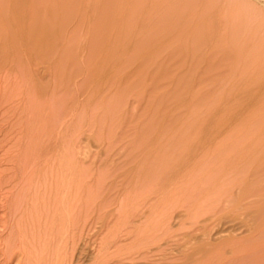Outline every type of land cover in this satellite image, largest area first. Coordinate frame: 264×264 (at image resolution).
Returning a JSON list of instances; mask_svg holds the SVG:
<instances>
[{
    "label": "rangeland",
    "instance_id": "374dc122",
    "mask_svg": "<svg viewBox=\"0 0 264 264\" xmlns=\"http://www.w3.org/2000/svg\"><path fill=\"white\" fill-rule=\"evenodd\" d=\"M14 1L56 68L27 80L0 46V264H264V0Z\"/></svg>",
    "mask_w": 264,
    "mask_h": 264
},
{
    "label": "bare ground",
    "instance_id": "6f19581e",
    "mask_svg": "<svg viewBox=\"0 0 264 264\" xmlns=\"http://www.w3.org/2000/svg\"><path fill=\"white\" fill-rule=\"evenodd\" d=\"M14 1V0H13ZM11 2L10 4H6V9H7V11H4V7L5 6H3V10L2 9H0V46H2V48L1 49H4V51L3 52H5L6 51V53H5V59H8V58H11L10 60H18V59H20L22 62H24V64L23 65H27L30 69H29V71H28V75H29V78H27V80L28 79H32V78H35V77H37L39 74L40 75H43L42 73H44L45 74V71L47 72H50L48 75H47V77L49 76V75H52V73H53V71H55V68H56V66H55V68H53L54 67V63H55V60L54 59H56V58H54V54H53V58L51 59V60H49V61H47V63L46 64H40L41 62H36L35 64H34V69L32 68V53L30 52L31 50H32V48H30V49H28L29 47H26V45H25V47H23L22 46V44H23V42H25L24 40L25 39H27V38H25L26 36H28V35H26V36H23L24 35V32H25V34H27L28 32H26V31H29V30H26V29H24V32H23V28L25 27V26H29V27H31V29L33 30V29H35L36 27H40L36 22H35V20H30L29 18H31V16H34V17H36L35 15L37 14L36 13V11L35 10H31L29 7V9H27V10H23V7H22V4L19 6V5H17L18 3H17V1H14V2ZM22 1V0H21ZM17 4H16V3ZM19 2V1H18ZM31 2V1H30ZM2 3V2H1ZM7 3V2H6ZM9 3V2H8ZM14 3V4H13ZM28 3V2H27ZM40 3V2H39ZM3 4H4V2H3ZM20 4V3H19ZM25 5V4H24ZM37 7V6H36ZM2 8V7H1ZM49 8V7H48ZM59 9V8H58ZM37 10V9H36ZM50 11V10H49ZM48 11V12H49ZM41 12V11H40ZM36 13V14H35ZM59 13V12H58ZM7 15V17H11V15H13V19L11 18V20H7L6 21V23H4L3 21V19L4 18H6V17H3L4 15ZM33 14H35V15H33ZM3 15V16H2ZM60 16V15H59ZM3 17V18H2ZM40 17H41V15H40ZM45 18V17H44ZM65 18V17H64ZM38 20V19H37ZM36 20V21H37ZM42 20V19H41ZM48 22V21H47ZM40 23H42V22H40ZM48 23H51V22H48ZM36 25H38V26H36ZM49 25V24H48ZM41 26H42V24H41ZM44 26H46V25H44ZM28 28V27H27ZM30 29V28H29ZM39 29H41V28H39ZM45 29V28H44ZM51 29V28H50ZM66 29V28H65ZM31 31V30H30ZM29 31V32H30ZM47 31V30H46ZM40 32H41V30H40ZM67 32V31H66ZM32 33V31L30 32V35H34V34H31ZM34 33V32H33ZM36 34V33H35ZM41 34V33H40ZM44 34H45V32H44ZM47 34V33H46ZM55 34V33H54ZM29 35V36H30ZM37 35V34H36ZM50 35V34H49ZM48 35V36H49ZM63 35H64V33H63ZM13 36H14V38H15V41L17 42V47H16V45L14 46V47H11V44H10V39L11 38H13ZM28 36V37H29ZM35 36V35H34ZM37 36H39L40 37V35H37ZM65 36V35H64ZM31 37V36H30ZM36 37V36H35ZM35 37H34V39H32V38H30V41L28 42V44H29V46L30 47H33V49H34V51L33 52H35V50L37 51V49H39L43 44H42V42H39V39H42V37L41 38H37V39H35ZM50 37V36H49ZM67 37V36H66ZM29 39V38H28ZM28 39L26 40V41H28ZM45 39V38H44ZM43 39V40H44ZM47 40V39H46ZM45 40V41H46ZM54 40V39H53ZM65 41V40H64ZM49 42V41H48ZM51 42V41H50ZM49 42V43H50ZM55 42V41H54ZM53 42V44H55ZM59 42V41H58ZM12 44H16V43H13V42H11ZM46 43V42H45ZM65 43V42H64ZM31 44V45H30ZM40 44H42L41 46H40ZM47 44V43H46ZM28 46V45H27ZM47 46V45H46ZM58 46V45H57ZM4 47V48H3ZM27 48V49H26ZM45 48V47H44ZM44 48H42V49H44ZM49 48V47H48ZM48 48H46V50L48 49ZM57 48V47H56ZM63 48V47H62ZM8 49H10V51H8ZM50 49V48H49ZM48 49V50H49ZM59 49V48H58ZM40 51H42L41 53H43V51L44 50H41V48H40ZM50 51V50H49ZM48 51V52H49ZM52 51V50H51ZM60 51V50H59ZM62 51V50H61ZM64 52V51H63ZM69 52V51H68ZM0 53H1V50H0ZM45 53V52H44ZM43 53V54H44ZM54 53V52H53ZM50 54H52V52H50ZM40 55H42V54H40ZM47 55V54H46ZM1 56H2V54H1ZM3 56H4V53H3ZM2 56V57H3ZM37 56H38V54H37ZM1 57V58H2ZM18 57V59H15V58H17ZM51 57V56H50ZM49 57V58H50ZM36 58L37 57H35V60H36ZM60 58V57H59ZM69 58V57H68ZM2 59H4V58H2ZM4 59V60H5ZM34 59V58H33ZM47 59H48V57H47ZM62 59V58H61ZM9 60V59H8ZM57 60H59V59H57ZM3 61V60H2ZM0 62V63H4L5 61H3V62ZM61 61V60H60ZM67 61V60H66ZM16 62V61H15ZM37 63H39V64H37ZM16 64H19V60H18V63H16ZM15 64V65H16ZM5 65V64H4ZM19 65H21V64H19ZM1 66V65H0ZM2 67V66H1ZM21 67V66H20ZM61 67V66H60ZM63 67V66H62ZM65 67V66H64ZM63 67V68H64ZM19 69V68H18ZM26 69V68H25ZM54 69V70H53ZM23 70V69H22ZM21 70V71H22ZM57 70V69H56ZM1 72V71H0ZM10 72V71H9ZM57 72V71H56ZM64 72V71H63ZM66 72V71H65ZM61 73V72H60ZM59 72H58V74H60ZM13 74V73H12ZM57 74V73H56ZM55 74V75H56ZM61 75V74H60ZM15 76V75H14ZM33 76H35V77H33ZM46 76V75H45ZM45 76H43L44 78H46ZM54 76V75H53ZM26 77V76H25ZM49 78V77H48ZM22 79H24V78H22ZM50 79V78H49ZM17 80V79H16ZM39 80V78L36 80L35 79V81H38ZM42 80V79H41ZM45 80H47V78L45 79ZM65 80V79H64ZM48 82H49V80H47ZM60 81V80H59ZM30 82H32V81H30ZM65 82V81H64ZM35 83V82H34ZM39 83H40V80H39ZM44 83V82H43ZM54 83V82H53ZM32 84V83H31ZM38 83L36 82V86H38L37 85ZM45 85L46 86H52V84L51 85H49V84H46L45 83ZM44 85V86H45ZM65 85V84H64ZM263 85V84H262ZM32 86V85H31ZM41 86V85H40ZM43 86V85H42ZM41 86V87H42ZM56 86V85H55ZM54 86V87H55ZM45 88V87H44ZM50 88V87H49ZM25 89H27V88H25ZM35 89V88H34ZM37 89H39V87L37 88ZM48 89V88H47ZM259 89V88H258ZM31 90V89H30ZM44 89L42 88V91H43ZM50 90H52L51 88L49 89V91ZM66 90V89H65ZM41 91V90H40ZM41 91V92H42ZM53 91V90H52ZM66 92V91H65ZM32 93V92H31ZM44 93V92H43ZM17 94V93H16ZM42 94V93H41ZM43 96H44V94H43ZM30 98H32V97H30ZM44 98V97H43ZM46 98H47V96H46ZM62 98V97H61ZM37 99V98H36ZM64 99V98H63ZM34 100V99H33ZM45 100V99H44ZM44 100H42L43 102H44ZM66 101V100H65ZM68 101V100H67ZM66 101V102H67ZM28 103V102H27ZM37 103V102H36ZM35 105V104H34ZM43 105V104H42ZM67 105V104H66ZM44 106V105H43ZM48 106V105H47ZM53 106V105H52ZM29 107V106H28ZM38 107V106H37ZM55 108V107H54ZM59 108V107H58ZM38 109V108H37ZM40 110V109H39ZM52 110V109H51ZM42 112V111H41ZM30 113V112H29ZM43 113V112H42ZM37 116V115H36ZM42 116V115H41ZM69 115H67V117H68ZM66 117V118H67ZM57 118H59V117H57ZM22 119V118H21ZM60 119V118H59ZM39 120V119H38ZM27 121V120H26ZM29 121V120H28ZM58 121V120H57ZM60 122H61V120H59ZM64 121V120H63ZM30 123V122H29ZM40 123V122H39ZM38 123V124H39ZM36 124V123H35ZM41 124V123H40ZM53 124V123H52ZM61 126V125H60ZM59 127V126H58ZM63 127V126H62ZM32 128V127H31ZM64 128V127H63ZM56 130V129H55ZM58 130V129H57ZM30 132H32V131H30ZM26 134V133H25ZM37 134V133H36ZM69 134V133H68ZM27 135V134H26ZM31 135V134H30ZM57 135V134H56ZM36 136V135H35ZM42 136V135H41ZM45 137H50V136H45ZM53 137V136H52ZM51 137V138H52ZM55 137V136H54ZM210 137V136H209ZM64 138V137H63ZM66 138H67V135H66ZM69 138V137H68ZM208 138V137H207ZM211 138V137H210ZM39 139V138H38ZM45 139V138H44ZM45 140H49V138L48 139H45ZM57 140V139H56ZM55 140V141H56ZM39 141V140H38ZM54 141V142H55ZM198 141V140H197ZM40 142V141H39ZM52 141H50V143H51ZM31 143H32V141H31ZM43 143V142H42ZM46 143H48V145H49V142L47 141ZM45 143V144H46ZM53 143V142H52ZM56 143V142H55ZM54 143V144H55ZM64 143V142H63ZM62 143V144H63ZM67 143V142H66ZM210 143V142H209ZM37 144V143H36ZM39 144V143H38ZM37 144V145H38ZM45 144H44V146H45ZM69 144V143H68ZM40 145V144H39ZM53 145V144H52ZM196 145H197V143H196ZM195 145V146H196ZM210 145V144H209ZM212 145V144H211ZM32 146H33V144H32ZM65 146V145H64ZM66 146H68V145H66ZM190 146H191V144H190ZM204 146V145H203ZM39 147V146H38ZM37 146H36V148H38ZM42 147H43V145H42ZM49 147V146H48ZM52 147V146H51ZM51 147H49V149L51 148ZM189 147V146H188ZM207 147V146H206ZM238 147V146H237ZM40 148V147H39ZM53 148V147H52ZM52 148H51V150H52ZM55 148V147H54ZM195 148H197V146L195 147ZM199 148H201V147H199ZM229 148V147H228ZM252 148V147H251ZM44 149V148H43ZM68 149V148H67ZM187 149H189V148H187ZM187 149H185V150H187ZM191 149V151H192V148H190ZM194 149V148H193ZM203 149V148H202ZM206 149V148H205ZM204 149V150H205ZM230 149V148H229ZM238 149H239V147H238ZM198 150L199 149H196V152L198 153ZM209 150V149H208ZM213 150V149H212ZM231 150V149H230ZM237 150V149H236ZM46 151H47V149H46ZM178 151V150H177ZM189 151V150H188ZM188 151H187V154H188ZM194 151V150H193ZM206 151V150H205ZM226 151V150H225ZM36 152L39 154V150H36ZM201 152V151H200ZM238 152V151H237ZM236 152V153H237ZM17 153H18V151H17ZM34 153V152H33ZM42 153V152H41ZM46 153V152H45ZM55 153H57V152H55ZM54 153V154H55ZM192 153V152H191ZM227 153V152H226ZM35 154V153H34ZM190 154V153H189ZM204 154V153H203ZM225 154V153H224ZM32 155V154H31ZM200 155V154H199ZM207 155V154H206ZM209 155V154H208ZM239 155V154H238ZM237 155V156H238ZM252 155V154H251ZM181 156V155H180ZM190 156V155H189ZM193 156V155H192ZM196 156V155H195ZM222 156V155H221ZM229 156V155H228ZM227 156V157H228ZM231 157H232V155H230ZM229 156V157H230ZM246 156V155H245ZM30 157V156H29ZM188 157V156H187ZM214 157H215V155H214ZM241 157V156H240ZM45 158V157H44ZM197 157H195V159H196ZM200 159V158H199ZM198 159V160H199ZM206 159H208L207 158V156H206ZM211 159H213V157L211 158ZM210 159V161H212ZM217 159V158H216ZM245 159V158H244ZM31 160V159H30ZM215 160V159H214ZM213 160V161H214ZM231 160V159H230ZM233 160H234V158H233ZM239 160V159H238ZM250 160V159H249ZM248 160V161H249ZM253 160H255V159H253ZM43 161V160H42ZM61 161V160H60ZM59 161V162H60ZM191 161V160H190ZM209 161V160H208ZM228 161V160H227ZM250 161H252V160H250ZM258 161V160H257ZM15 162V161H14ZM23 162V161H22ZM32 162H34V161H32ZM53 162V161H52ZM200 162V161H199ZM198 162V163H199ZM217 162V161H216ZM219 162V161H218ZM223 162L224 161H222V163L221 164H223ZM229 162V161H228ZM238 162H240V161H238ZM237 162V163H238ZM264 162V161H263ZM262 162V163H263ZM188 163V162H187ZM211 163V162H210ZM235 163V162H234ZM236 163V164H237ZM255 163H257V162H255ZM258 163H260V162H258ZM261 163V164H262ZM37 164V163H36ZM58 164H60V163H58ZM212 164H214V163H212ZM218 164V163H217ZM220 164V165H221ZM236 164H234L235 166H236ZM242 164V163H241ZM241 164H237V166H240ZM247 164H250V163H247ZM253 164V163H252ZM252 164H251V166H252ZM25 165V164H24ZM32 165V164H31ZM30 165V166H31ZM181 165V164H180ZM187 165V164H186ZM196 165V164H195ZM225 165H227L226 166V168L228 167V165H229V167L231 168V165L230 164H225ZM245 165V164H244ZM256 164H254V166H255ZM258 165V164H257ZM257 165H256V167H257ZM35 166V165H34ZM185 166V165H184ZM202 166V165H201ZM209 166V165H208ZM211 166V165H210ZM223 166V165H222ZM235 166H233V168L235 167ZM243 166V165H242ZM253 166V167H254ZM25 167V166H24ZM28 167H29V165H28ZM27 167V168H28ZM46 167V166H45ZM51 167V166H50ZM190 167V166H189ZM195 167V166H194ZM197 167H199V165L197 166ZM206 167V166H205ZM216 167H218V166H216ZM248 167V166H247ZM255 167V168H256ZM52 168V167H51ZM173 168V167H172ZM176 168V167H175ZM193 168V167H192ZM196 168V167H195ZM202 168V167H201ZM208 168V167H207ZM206 168V169H207ZM212 168V167H211ZM213 168H215L214 166H213ZM219 168V167H218ZM223 169H225L224 167H222ZM221 168V169H222ZM233 168L231 169V170H233ZM240 168V167H239ZM244 168V167H243ZM243 168L241 169L242 171H244L243 170ZM246 168V167H245ZM263 168H264V166H263ZM55 169V168H54ZM200 169V168H199ZM216 169V168H215ZM214 169V170H215ZM236 169H238L237 167H236ZM240 169H238V170H240ZM247 169V168H246ZM246 169H245V171H246ZM248 169H249V167H248ZM248 169H247V171H248ZM22 170V169H21ZM20 170V171H21ZM57 170V169H56ZM181 170V169H180ZM185 170H187V169H185ZM197 170H198V168H197ZM230 170V171H231ZM238 170H235L236 172L238 171ZM250 170V169H249ZM261 170V169H260ZM259 170V171H260ZM49 171V170H48ZM52 171V170H51ZM178 171V170H177ZM199 171V170H198ZM201 171V170H200ZM227 171V170H226ZM229 171V173L230 174H232V178L234 177V179H235V176H237V173L235 174V176H234V173H232V172H230ZM234 171V170H233ZM252 170H250V172H251ZM257 171V172H256ZM256 171H254L253 170V172L255 173H259V171L256 169ZM263 170H261L260 171V174H261V172H262ZM39 172V171H38ZM45 172V171H44ZM174 172V171H173ZM194 172V171H193ZM204 172V171H203ZM208 172H211V170H209ZM213 172V171H212ZM219 172V174H220V172H221V174H223L222 172H223V170L222 171H218ZM225 172V171H224ZM250 172L248 171V173H249V175H250ZM48 173V172H47ZM66 173V172H65ZM198 173V172H197ZM241 173V172H240ZM247 172H246V175L248 174ZM252 173V172H251ZM263 173H264V171H263ZM21 174V173H20ZM43 174V173H42ZM204 174V173H203ZM206 174V173H205ZM219 174L217 173V175L219 176ZM226 175H229L228 174V172H226L225 173ZM225 174H224V176H222V177H225ZM243 174H245V173H243ZM57 175V174H56ZM55 175V176H56ZM210 175V174H209ZM213 175V174H212ZM216 175V174H215ZM242 175V174H241ZM259 175V174H258ZM257 175V176H258ZM54 176V175H53ZM52 176V177H53ZM211 176V175H210ZM218 176H216V177H218ZM230 176V175H229ZM251 176H253L252 174H251ZM255 177H256V174L254 175ZM261 176V175H260ZM39 177V176H38ZM180 177V176H179ZM200 177V176H199ZM203 177V176H202ZM228 177V176H227ZM248 177H250V176H248ZM259 177V176H258ZM264 177V176H263ZM226 178V177H225ZM240 178V177H239ZM243 178H246V177H244L243 176ZM261 178H262V176H261ZM39 179V178H38ZM229 179V178H228ZM226 180V181H229V180ZM242 179V178H241ZM249 179V178H248ZM255 179V178H254ZM56 180V179H55ZM225 180V179H224ZM240 180V179H239ZM258 180V179H257ZM261 180V179H260ZM241 181V180H240ZM244 181V180H243ZM242 181V182H243ZM264 181V180H263ZM49 182H51V181H49ZM220 182V181H219ZM223 182V181H222ZM222 182H221V184H222ZM235 182V181H234ZM254 182V181H253ZM259 182V181H258ZM226 183V182H225ZM230 183H231V181H230ZM232 183H233V181H232ZM231 183V184H232ZM237 183V182H236ZM236 183H234V184H236ZM221 184H219L220 186H221ZM229 184V183H228ZM244 184H245V182H244ZM254 184V183H253ZM258 184V183H257ZM38 185V184H37ZM208 185V184H207ZM230 185V184H229ZM228 185V186H229ZM238 185H239V183H238ZM241 185V184H240ZM256 185V184H255ZM247 186H249V185H247ZM251 186V185H250ZM253 186V185H252ZM261 186V185H260ZM30 187V186H29ZM210 187V186H209ZM227 187V186H226ZM237 187V186H236ZM261 187H263V186H261ZM20 188V187H19ZM26 188V187H25ZM216 188H217V186H216ZM215 188V189H216ZM230 188V187H229ZM240 188H242V187H240ZM250 188V187H249ZM253 188V187H252ZM256 188V187H255ZM12 189V188H11ZM34 189V188H33ZM205 189V188H204ZM221 189H223V188H221ZM247 189V188H246ZM251 189V188H250ZM260 189V188H259ZM228 190V189H227ZM230 191H231V189H229ZM234 190H235V188H234ZM237 190V189H236ZM243 190V189H242ZM252 190V189H251ZM254 190H256V189H254ZM258 190V189H257ZM213 191H215V190H213ZM226 191V190H225ZM253 191V190H252ZM259 191V190H258ZM263 191V190H262ZM33 192V191H32ZM216 192V191H215ZM224 192V191H223ZM234 191H232V193H233ZM241 192V191H240ZM260 192H261V189H260ZM260 192H259V194H260ZM15 193V192H14ZM208 193V192H207ZM210 193V192H209ZM229 193V192H228ZM245 193V192H244ZM247 193V192H246ZM249 193V192H248ZM252 193V192H251ZM256 193V195H257V192H255ZM217 194V193H216ZM220 194V193H219ZM218 194V195H219ZM222 194V193H221ZM237 194V193H236ZM239 194V193H238ZM241 194V193H240ZM254 194V193H253ZM261 194H262V192H261ZM14 195V194H13ZM16 195V194H15ZM25 195V194H24ZM56 195V194H55ZM213 195H214V193H213ZM218 195H217V197H218ZM233 195V194H232ZM248 195V194H247ZM263 195H264V191H263ZM221 196V195H220ZM224 196H226V195H224ZM248 196H250V195H248ZM254 196V195H253ZM55 197V196H54ZM57 197V196H56ZM246 197V196H245ZM255 197V196H254ZM264 197V196H263ZM220 198V197H219ZM228 198H230V197H228ZM240 198H242V197H239V199ZM204 199V198H203ZM221 199V198H220ZM223 199V198H222ZM237 199V198H236ZM249 199H253V197H251V198H249ZM260 199H262V196H257L256 197V201L258 202ZM244 200H245V198H244ZM243 200V201H244ZM8 201V200H7ZM231 201H232V199H231ZM246 201V200H245ZM251 201V200H250ZM254 201V200H253ZM224 202H225V199H224ZM234 202H236V201H234ZM241 202V201H240ZM239 202V203H240ZM16 203V202H15ZM220 203V202H219ZM232 203V202H231ZM249 204H245V205H251V203H252V201H251V203L250 202H248ZM229 204V203H228ZM254 204V203H253ZM252 204V205H253ZM257 204H260L261 205V203H257ZM9 205V204H8ZM238 205V204H237ZM251 205V206H252ZM264 205V204H263ZM14 206V205H13ZM223 206V205H222ZM239 206V205H238ZM238 206H237V208H238ZM243 206V205H242ZM257 206V205H256ZM259 206V205H258ZM257 206V207H258ZM21 207V206H20ZM221 207V206H220ZM235 207V206H234ZM255 207V206H254ZM253 207V208H254ZM247 208L246 206L245 207H241V205L239 206V208L240 209H242V210H240L237 214H235V215H233L231 218L230 217H228V218H230L231 219V221H235V224L234 225H239L240 226V228L243 226V227H247V228H249V229H251V228H255V226L253 227V225H254V222H255V220H254V216L257 214H259V213H256V212H258V209H259V207L258 208ZM260 207H262V205L260 206ZM228 208V207H227ZM264 208V207H263ZM235 209V208H234ZM9 210V209H8ZM227 210V209H226ZM233 210V209H232ZM242 211V212H241ZM259 211H261V210H259ZM207 213V212H206ZM216 213V212H215ZM232 213V212H231ZM228 214H230V213H227V214H224L225 216L226 215H228ZM233 214H234V212H233ZM12 215H14V214H12ZM216 215H218V214H216ZM221 215V214H220ZM198 216V215H197ZM210 216H211V213H210ZM212 216H214V215H212ZM228 216H231V214L230 215H228ZM215 217V216H214ZM255 217H257V219H258V216H255ZM205 218V217H204ZM207 218V217H206ZM212 218V217H211ZM218 218V217H217ZM18 219V218H17ZM219 219H221V218H218V220ZM224 219H225V217H224ZM229 219V220H230ZM262 219V218H261ZM205 220V219H204ZM215 220V219H214ZM222 220H223V218H222ZM253 220H254V222H253ZM259 220H260V218H259ZM205 221H207V220H205ZM211 221H212V219H211ZM221 222V221H220ZM227 222V221H226ZM260 222V221H259ZM258 222V223H259ZM194 224H195V222H193ZM224 223V222H223ZM237 223V224H236ZM257 223V224H258ZM215 224V223H214ZM256 224V225H257ZM168 225V224H167ZM197 225V224H196ZM236 226H232V227H236ZM211 227V226H210ZM231 227V228H232ZM242 227V228H243ZM258 227H259V225H258ZM192 228V227H191ZM164 229V228H163ZM174 229V228H173ZM208 229V228H207ZM239 229V228H238ZM246 229V228H245ZM257 229V228H256ZM169 230V229H168ZM203 230V229H202ZM214 230H216V229H214ZM226 230V229H225ZM224 230V231H225ZM258 230V229H257ZM260 230V229H259ZM178 231V230H177ZM187 231V230H186ZM185 231V232H186ZM194 231V230H193ZM208 231V230H207ZM249 231H251V230H249ZM206 232V231H205ZM233 232V231H232ZM258 232V231H257ZM246 233H247V230H246ZM183 234V233H182ZM210 234V233H209ZM223 234V233H222ZM227 234V233H226ZM145 235V234H144ZM207 235V234H206ZM216 235V234H215ZM230 235V234H229ZM241 235V234H240ZM244 235V234H243ZM256 235V234H255ZM189 236V235H188ZM239 236V235H238ZM207 237H208V235H207ZM147 239H148V237H146ZM145 238V239H146ZM162 238V237H161ZM160 238V239H161ZM177 238H178V236H177ZM211 238V237H210ZM160 239H158V240H160ZM189 239V238H188ZM206 239V238H205ZM218 239V238H217ZM258 239V238H257ZM143 240V239H142ZM204 240V239H203ZM207 240V239H206ZM209 240V239H208ZM207 240V243L210 241L211 242V240H209L208 241ZM139 242V241H138ZM149 242V241H148ZM147 242V243H148ZM158 242V241H157ZM160 242V241H159ZM165 242V241H164ZM184 242V241H183ZM198 242V241H197ZM206 242V241H205ZM204 242V243H205ZM210 242H209V244H210ZM224 242V241H223ZM248 242V241H247ZM153 243V242H152ZM189 243V242H188ZM250 243V242H249ZM153 244H155V243H153ZM208 244V245H209ZM224 244V243H223ZM253 244V243H252ZM143 245V244H142ZM177 245V244H176ZM182 245V244H181ZM204 245H206V244H204ZM203 245V246H204ZM158 246V245H157ZM220 246V245H219ZM230 246V245H229ZM182 247V246H181ZM225 247V246H224ZM140 248V247H139ZM146 248V247H145ZM144 248V250H147V249H145ZM201 248V245L199 246V250H201L200 249ZM211 248V247H210ZM240 248V247H239ZM198 249V248H197ZM205 249V248H204ZM203 249V250H204ZM206 249H208V248H206ZM226 249V248H225ZM139 250V249H138ZM138 250H137V252H138ZM203 250H201V252L203 251ZM231 250H232V247H231ZM140 251V250H139ZM142 251V250H141ZM205 251V250H204ZM234 251V250H233ZM136 252V253H137ZM151 252V251H150ZM163 252V251H162ZM179 252V251H178ZM194 252V251H193ZM198 252V251H197ZM200 252V251H199ZM225 252V251H224ZM229 252V251H228ZM254 252V251H253ZM164 253V252H163ZM175 253V252H174ZM203 254H205L204 252H202ZM202 253H201V255H202ZM221 253V252H220ZM232 253V252H231ZM140 254V253H139ZM144 254V253H143ZM159 254V253H158ZM180 254H185V253H180ZM159 255H161V254H159ZM171 255V254H170ZM173 255V254H172ZM171 255V256H172ZM178 255V254H177ZM193 255L194 254H188V255H185L184 256V258H183V261H181V262H179V263H177V264H197V262L201 259L202 260V258H203V256L202 257H193ZM199 255V254H198ZM200 255V256H201ZM206 255L208 256V253L206 252ZM259 255V254H258ZM158 256V255H157ZM196 256V255H195ZM209 256H211L210 254H209ZM147 257V256H146ZM150 257V256H149ZM169 257V256H168ZM167 255L165 256V253H164V255H162V256H159V258L157 259L158 261H160V263L161 264H174V258H172L171 257V259H173V263H168L167 261L166 262H164L163 260H167ZM218 257V256H217ZM216 257V259H217V261H218V258ZM223 257V256H222ZM221 257V258H222ZM226 257V256H225ZM224 257V259H226ZM228 257V256H227ZM232 257V256H231ZM236 257V256H235ZM254 257V256H253ZM252 257V258H253ZM148 258V257H147ZM157 258V257H156ZM177 258H179V255L177 256ZM182 258V257H181ZM211 259V261L212 260H214L215 258L214 257H210ZM213 258V259H212ZM233 258V257H232ZM231 258V259H232ZM237 258H239V257H237ZM264 258V257H263ZM151 259V258H150ZM149 259V260H150ZM170 259V258H169ZM175 259H176V257H175ZM207 259V258H206ZM209 259V258H208ZM216 259H215V261H216ZM228 259H229V257H228ZM178 260H180V259H178ZM182 260V259H181ZM220 260V259H219ZM161 261H163V263L161 262ZM172 261V260H171ZM170 261V262H171ZM210 261V262H211ZM226 261V260H225ZM153 262V261H152ZM176 262V261H175ZM208 262H209V260H208ZM213 262V261H212ZM220 262H223V261H218V263H220ZM230 262V261H229ZM252 262V261H251ZM256 262V261H255ZM155 263V262H154ZM238 263V262H237ZM254 263V262H253ZM156 264H157V261H156ZM159 264V263H158ZM176 264V263H175ZM206 264H208V263H206ZM246 264V263H245ZM256 264V263H255Z\"/></svg>",
    "mask_w": 264,
    "mask_h": 264
}]
</instances>
